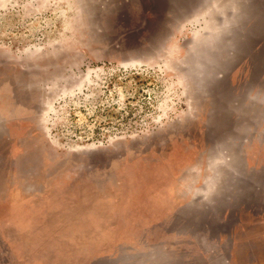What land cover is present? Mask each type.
Here are the masks:
<instances>
[{"label":"rangeland","instance_id":"374dc122","mask_svg":"<svg viewBox=\"0 0 264 264\" xmlns=\"http://www.w3.org/2000/svg\"><path fill=\"white\" fill-rule=\"evenodd\" d=\"M0 264H264V0H0Z\"/></svg>","mask_w":264,"mask_h":264}]
</instances>
